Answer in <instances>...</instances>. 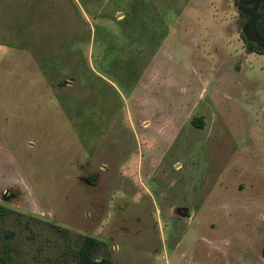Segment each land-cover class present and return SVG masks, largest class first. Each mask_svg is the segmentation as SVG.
Returning a JSON list of instances; mask_svg holds the SVG:
<instances>
[{
    "label": "rangeland",
    "instance_id": "1",
    "mask_svg": "<svg viewBox=\"0 0 264 264\" xmlns=\"http://www.w3.org/2000/svg\"><path fill=\"white\" fill-rule=\"evenodd\" d=\"M245 24L236 0H0L9 264H72L83 234L113 264H264Z\"/></svg>",
    "mask_w": 264,
    "mask_h": 264
},
{
    "label": "trees",
    "instance_id": "2",
    "mask_svg": "<svg viewBox=\"0 0 264 264\" xmlns=\"http://www.w3.org/2000/svg\"><path fill=\"white\" fill-rule=\"evenodd\" d=\"M253 1L252 9L250 13L254 14L252 25L254 32L258 37L264 36V0H250ZM237 2V1H236ZM251 6V4H247ZM240 12L243 13L246 18V23L250 17V13L240 8ZM244 45L247 50L258 49L253 40L249 37H244ZM196 120V119H195ZM200 125V121H197ZM93 177H89V180H93ZM100 239L89 235L83 234L77 246L73 250V263L72 264H113L111 258L107 254H98L97 250L100 246ZM9 242L4 241L0 247V264H9L10 253H9Z\"/></svg>",
    "mask_w": 264,
    "mask_h": 264
},
{
    "label": "flooded vegetation",
    "instance_id": "3",
    "mask_svg": "<svg viewBox=\"0 0 264 264\" xmlns=\"http://www.w3.org/2000/svg\"><path fill=\"white\" fill-rule=\"evenodd\" d=\"M251 4V6H248L247 4ZM236 4L238 5L239 8H241L242 10H245L247 13H250V9H252V4H253V1H250V0H240L239 3L236 2ZM251 14V13H250ZM249 23L247 22L245 25H244V28L246 31H249ZM264 37V36H263ZM255 46L257 48H262L264 49V43L262 42H256V41H253Z\"/></svg>",
    "mask_w": 264,
    "mask_h": 264
},
{
    "label": "water",
    "instance_id": "4",
    "mask_svg": "<svg viewBox=\"0 0 264 264\" xmlns=\"http://www.w3.org/2000/svg\"><path fill=\"white\" fill-rule=\"evenodd\" d=\"M236 1H237V3H239L240 0H236ZM253 17H254V14L251 13L250 17L248 19V23H249V27H248L249 28V31H248L249 38H251L253 41L264 43V37H258L256 35V33L254 32L253 25H252Z\"/></svg>",
    "mask_w": 264,
    "mask_h": 264
}]
</instances>
